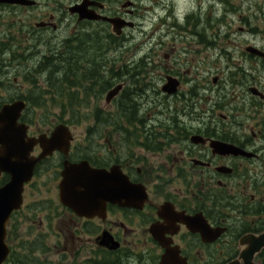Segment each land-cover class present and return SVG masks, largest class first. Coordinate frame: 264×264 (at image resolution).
<instances>
[{"label": "flooded vegetation", "instance_id": "obj_1", "mask_svg": "<svg viewBox=\"0 0 264 264\" xmlns=\"http://www.w3.org/2000/svg\"><path fill=\"white\" fill-rule=\"evenodd\" d=\"M28 1L35 4H0L27 12L43 8L29 29L1 40L0 76L9 74L13 65L19 70L33 64L29 73L37 88L40 77L48 85L57 81L73 86L75 78L68 75H75L86 87L94 86L98 99L107 93L108 107L93 113V138L78 142L74 137L67 152L56 148L35 165L32 180L24 186L23 206L8 224L9 242L30 190L48 175L58 185L53 217L64 224L60 238L70 237L74 243L86 236L96 254L82 263L62 264H161L168 253L180 258L181 264H264V74L260 73L264 56L253 51L264 54V47L240 44L238 61H232L233 47H221L222 40H217L220 28L208 37L210 24L201 27V19L193 14L185 17L184 24L170 22L174 15L167 10L168 19L155 27L164 28L165 35L138 56L146 46L137 44L135 34H145L143 10L150 9L144 5L153 0ZM198 8L201 14V1ZM85 9L100 19H84ZM105 19L127 24L117 32ZM165 48L170 52L161 59L154 57ZM216 48L227 63L226 67L216 63L212 72V55L206 53ZM125 53H131L127 59ZM1 87L13 100L0 109L33 98L34 89L24 93L18 85L0 80ZM116 88H121L119 94L108 102ZM46 90L44 94L57 96ZM119 98L122 122L105 112ZM34 106H27L18 121L25 144L22 166L40 158L48 146L29 142L50 139L59 126L51 122L47 129L46 122L41 126L34 121ZM152 113L159 116L151 117ZM85 162L104 172L103 184L109 188L108 197L98 194L99 210L93 218L78 216L60 198L63 174ZM11 177L0 170V188ZM126 184L129 204L115 202L112 191ZM144 194L146 201L141 202ZM37 203L52 209L44 200ZM89 225L92 231L83 232L81 228ZM108 237L119 245L117 249L101 245Z\"/></svg>", "mask_w": 264, "mask_h": 264}, {"label": "rangeland", "instance_id": "obj_2", "mask_svg": "<svg viewBox=\"0 0 264 264\" xmlns=\"http://www.w3.org/2000/svg\"><path fill=\"white\" fill-rule=\"evenodd\" d=\"M200 1L203 3L201 14L198 8ZM144 7L150 9L147 11L142 9L146 18L145 34L137 32L135 35L137 36V44L143 42L146 48L139 52L138 56L148 53L152 44L157 43L159 38L165 35L164 28L161 27L159 30L158 27L160 26L155 27L160 25L161 19H168L167 10H171L174 15L169 19L170 22L176 21L184 24L185 17L193 14L201 19V27L205 26V22L210 24L211 30L210 28L206 29L208 37H211L212 34L216 35V31H219L220 28V37L217 40H222L219 42L221 47H233L232 61H238V53L242 51L240 44L254 43L258 47H264V0H205V2L203 0H163L162 5L156 4L153 0L147 2ZM41 9L27 12L22 9L0 6V42L1 40H8L11 35L15 36L17 33L25 32L34 25L36 15H39L38 18L40 17L39 11ZM169 52L170 49L165 48L156 53L154 57L162 58L164 53ZM219 52L220 48H216L208 50L206 53L212 55L209 59L213 68L212 72H215L218 63L226 67L225 58L217 56ZM129 54L131 53H125L124 59H127ZM199 56L204 57L203 55ZM177 66L182 67L181 64ZM33 68L34 65L29 64V66H22L21 69L17 70V66L13 65L10 68V73L1 75L0 80L9 85H18L24 93L34 89L30 93V97H33L31 99L36 101L35 108H33L34 121L41 123V126L46 122L48 129L51 128V122H55L53 126L59 125L60 122L69 123L76 141L83 142L93 138L95 136L93 127L96 123L93 113L98 107L103 110L104 107H108L105 101L107 93L98 99L93 85L86 87L87 83L82 84L75 75H68L69 78H75L73 79L74 84H72L74 87L65 83L59 86L57 81H49L54 86L51 90L57 96L44 94L47 92L48 83L44 77L37 78L39 80L38 87L34 88L31 83L33 75L29 73ZM203 69L201 66V73H203ZM260 73L264 74V72ZM27 77L30 81L26 79ZM65 79L64 77L63 81ZM15 80L17 83H14ZM76 86L77 88L74 89ZM0 89H2L0 91V105L13 100L5 91L6 88L1 87ZM120 100V98L116 99L109 109H105V112L111 113L109 116L115 121L122 122L124 114L120 112ZM62 105H67V108H60ZM145 112V109L142 110V114ZM158 116L156 113L151 114V117ZM60 117H63V121H60ZM40 182L37 188L30 190L24 211L17 216L16 222L13 223L14 225L18 224L17 229L12 227L13 232L11 231L10 246L13 248V258L16 257V260H21L25 257L24 264H62L63 261L70 263L74 260L82 263L87 258L94 257L96 255L94 244L90 242L88 237L83 236L81 237L83 239H76L74 243L70 237L67 241L60 238L64 224H59L60 221L55 219L56 216L53 217L56 205H58L57 182L54 183L53 178L48 175L42 176ZM39 200L51 203L52 209H47L49 205L44 206L41 203L38 205L37 201ZM81 229L83 232L92 231V226H83ZM36 242H38L37 245ZM14 259L13 264L15 263Z\"/></svg>", "mask_w": 264, "mask_h": 264}, {"label": "water", "instance_id": "obj_3", "mask_svg": "<svg viewBox=\"0 0 264 264\" xmlns=\"http://www.w3.org/2000/svg\"><path fill=\"white\" fill-rule=\"evenodd\" d=\"M1 4L23 5L31 6L34 2L28 0H0ZM76 9L72 12L75 13ZM84 19H100V17L88 12L86 9L82 12ZM115 26V30L126 25L118 19H105ZM253 50V49H251ZM261 56L263 53L258 52ZM121 88H116L108 95V102L114 99ZM26 109V102L19 101L12 104H6L0 110V145L3 149L0 153V170H5L10 174L11 181L0 188V264H5L10 255V248L7 244V226L10 222L11 216L15 211L21 209L23 204V192L25 184L32 180L35 165L46 156L51 155L56 148L67 152L72 140V134L67 126H59L48 140L41 138L40 140H32L29 146L37 144L38 142L47 144L44 147V152L40 158L30 163L28 166H22L23 147H25L24 136L21 134V128L18 121L21 118L22 112ZM63 148V149H62ZM20 153L19 161L14 162V158ZM25 159V158H24ZM25 164V163H24ZM27 165V164H26ZM102 171L93 170L88 163H82L77 166L68 168L63 174V180L60 184L61 202L72 209L78 216L93 218L95 212L99 209L95 204L98 200V194H106L108 197L109 188L105 187L103 182L106 179ZM128 189L127 184L122 187H116L112 194L115 196V202L120 203L125 200L127 204L128 198L125 193ZM146 201L144 194L142 201ZM104 239L101 245L115 250L119 247L111 238ZM161 264H181V259L172 256L170 253L166 254ZM239 264V263H233Z\"/></svg>", "mask_w": 264, "mask_h": 264}, {"label": "trees", "instance_id": "obj_4", "mask_svg": "<svg viewBox=\"0 0 264 264\" xmlns=\"http://www.w3.org/2000/svg\"><path fill=\"white\" fill-rule=\"evenodd\" d=\"M50 77H52V75H50ZM69 82V80L67 81V83ZM62 84H63V82H62ZM62 84L60 83V82H58V85L59 86H62ZM48 88L49 89H53L54 88V86L52 85V84H50V85H48ZM44 99H47V98H44ZM28 101L30 102V104L31 105H36V101L34 102L33 100H31L30 101V99H28ZM61 121H63V117H61V119H60ZM67 124H69V123H67ZM70 125V124H69ZM38 244V242H36V245ZM13 256L10 258V261L7 263V264H13ZM24 259H25V257L24 258H22L21 260H16V257H15V259H14V264H24L23 263V261H24ZM33 261L35 262V259H33Z\"/></svg>", "mask_w": 264, "mask_h": 264}, {"label": "bare ground", "instance_id": "obj_5", "mask_svg": "<svg viewBox=\"0 0 264 264\" xmlns=\"http://www.w3.org/2000/svg\"><path fill=\"white\" fill-rule=\"evenodd\" d=\"M212 1V0H211ZM223 15V14H222Z\"/></svg>", "mask_w": 264, "mask_h": 264}]
</instances>
